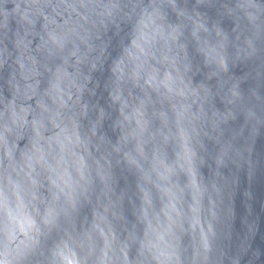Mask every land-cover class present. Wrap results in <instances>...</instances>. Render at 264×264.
Instances as JSON below:
<instances>
[{"label": "water", "instance_id": "1", "mask_svg": "<svg viewBox=\"0 0 264 264\" xmlns=\"http://www.w3.org/2000/svg\"><path fill=\"white\" fill-rule=\"evenodd\" d=\"M0 264H264V0H0Z\"/></svg>", "mask_w": 264, "mask_h": 264}]
</instances>
